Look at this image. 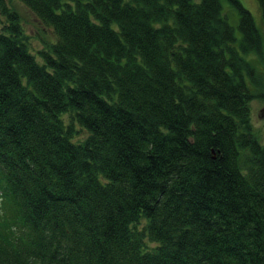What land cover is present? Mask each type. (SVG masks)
Masks as SVG:
<instances>
[{"label": "trees", "instance_id": "1", "mask_svg": "<svg viewBox=\"0 0 264 264\" xmlns=\"http://www.w3.org/2000/svg\"><path fill=\"white\" fill-rule=\"evenodd\" d=\"M20 1L56 39L0 0V264H264L242 2Z\"/></svg>", "mask_w": 264, "mask_h": 264}, {"label": "rangeland", "instance_id": "2", "mask_svg": "<svg viewBox=\"0 0 264 264\" xmlns=\"http://www.w3.org/2000/svg\"><path fill=\"white\" fill-rule=\"evenodd\" d=\"M12 9L16 10L20 17V22L24 28L29 41L31 51L39 58V51L47 48L48 45L56 39L55 32L52 27L43 25L32 11L20 0H6ZM242 4L251 12L254 22L262 36L263 55H255L253 62L258 70L257 84L250 83L254 95L264 94V15L262 14L257 0H240ZM224 6L228 3L223 2ZM2 22H5V17L0 15ZM2 25V23H0ZM240 38V32L237 30V41ZM254 54H249L247 57H252ZM251 123L260 141L264 144V96H255L250 100ZM86 134V130L80 131L79 135Z\"/></svg>", "mask_w": 264, "mask_h": 264}]
</instances>
